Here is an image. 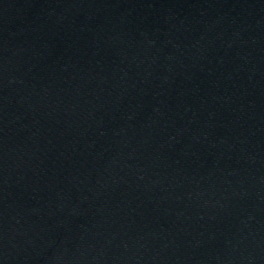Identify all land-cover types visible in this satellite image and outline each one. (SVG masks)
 <instances>
[{
    "label": "water",
    "instance_id": "95a60500",
    "mask_svg": "<svg viewBox=\"0 0 264 264\" xmlns=\"http://www.w3.org/2000/svg\"><path fill=\"white\" fill-rule=\"evenodd\" d=\"M0 264H264V0H0Z\"/></svg>",
    "mask_w": 264,
    "mask_h": 264
}]
</instances>
